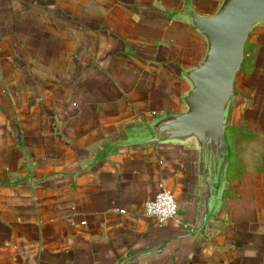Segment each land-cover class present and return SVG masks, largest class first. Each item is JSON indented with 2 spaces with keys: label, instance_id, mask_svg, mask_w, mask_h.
Returning <instances> with one entry per match:
<instances>
[{
  "label": "crops",
  "instance_id": "crops-1",
  "mask_svg": "<svg viewBox=\"0 0 264 264\" xmlns=\"http://www.w3.org/2000/svg\"><path fill=\"white\" fill-rule=\"evenodd\" d=\"M221 0H0V264H264V23L244 45L226 187L198 235L190 146L142 124L185 110ZM249 45V46H248ZM177 213L144 212L160 187Z\"/></svg>",
  "mask_w": 264,
  "mask_h": 264
},
{
  "label": "water",
  "instance_id": "water-1",
  "mask_svg": "<svg viewBox=\"0 0 264 264\" xmlns=\"http://www.w3.org/2000/svg\"><path fill=\"white\" fill-rule=\"evenodd\" d=\"M182 12L204 38L205 53L196 66L182 73L189 84L181 96L185 110L146 121L139 141L190 146L196 208L195 227L186 235H198L218 211L226 187L229 150L225 126L235 99L234 80L249 34L264 23V0H221L211 14L198 13L188 4Z\"/></svg>",
  "mask_w": 264,
  "mask_h": 264
},
{
  "label": "built area",
  "instance_id": "built-area-1",
  "mask_svg": "<svg viewBox=\"0 0 264 264\" xmlns=\"http://www.w3.org/2000/svg\"><path fill=\"white\" fill-rule=\"evenodd\" d=\"M144 212L154 218L158 225L174 218L177 213V202L172 191L161 186L154 199L145 202Z\"/></svg>",
  "mask_w": 264,
  "mask_h": 264
},
{
  "label": "rangeland",
  "instance_id": "rangeland-1",
  "mask_svg": "<svg viewBox=\"0 0 264 264\" xmlns=\"http://www.w3.org/2000/svg\"><path fill=\"white\" fill-rule=\"evenodd\" d=\"M249 46V45H248Z\"/></svg>",
  "mask_w": 264,
  "mask_h": 264
}]
</instances>
